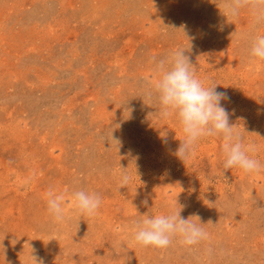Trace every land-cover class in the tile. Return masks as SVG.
Wrapping results in <instances>:
<instances>
[{
  "label": "rangeland",
  "instance_id": "rangeland-1",
  "mask_svg": "<svg viewBox=\"0 0 264 264\" xmlns=\"http://www.w3.org/2000/svg\"><path fill=\"white\" fill-rule=\"evenodd\" d=\"M215 3L0 0V236L7 261L25 264L30 243L44 264H264V172L233 168L222 176V140L214 137L199 141L183 164L173 155L182 138L177 120L157 121L148 116L158 110L155 100L144 102L154 79L150 58L187 49L179 31L186 25L195 37L186 55L197 77L227 93L230 123H241L244 132L237 131L258 146L264 164V63H250L248 40L232 35L248 32V13L229 22ZM172 26L176 31L163 28ZM125 107L134 109L132 119ZM111 131L122 140L118 151ZM118 164L132 177L119 191ZM77 186L102 196L98 214L78 218L68 201L65 223L54 224L45 192ZM203 196L215 203L205 206ZM176 197L185 205L181 216L198 214L209 238L191 249L176 241L167 249L133 244L136 211L167 213Z\"/></svg>",
  "mask_w": 264,
  "mask_h": 264
},
{
  "label": "clouds",
  "instance_id": "clouds-1",
  "mask_svg": "<svg viewBox=\"0 0 264 264\" xmlns=\"http://www.w3.org/2000/svg\"><path fill=\"white\" fill-rule=\"evenodd\" d=\"M220 15L229 22H237L242 12H247L250 17L248 32L237 34L232 33L237 39L245 37L249 47L246 49V59L250 63H264V0H216L215 3ZM231 24V23H229ZM174 29L172 27H163ZM223 25H221V30ZM176 31V30H173ZM179 31L187 40V49L176 47L162 57L152 56L150 64L154 79L144 94V102L152 103L153 100L158 105V110L149 112L148 116H153L157 121H167L175 118L180 125L182 138L173 155L183 164L193 159L196 155L198 142L203 138L214 137L222 140V169L221 175L233 168L242 170L245 174H260L264 172V164L256 157L258 146L255 143H245L238 128H242L239 123H230V117L234 115V110L229 112L225 106L230 97L225 92L216 91L217 86L205 82L196 75L195 65L189 55H186L192 47L195 37L189 34L186 25H181ZM127 102L123 105H126ZM122 105V106H123ZM132 107H125L126 119H132ZM114 127L118 128L119 125ZM244 132V129H243ZM110 133V140L116 146V151L122 146V140ZM258 137L259 134H251ZM159 136L163 143H168V132L159 131ZM128 156H132L129 150ZM136 160L138 156H133L131 163L137 175ZM119 181L117 191L125 188L131 182L132 177L127 174L126 168L118 164ZM180 192L184 191L183 186L178 181ZM47 204V211L54 224L60 225L66 221L65 206L71 202L73 214L79 217L92 218L98 214L102 206V196L89 191L83 187H71L63 191L49 187L44 194ZM178 197V196H177ZM177 197L167 213L155 216L145 213L140 215L136 211V216L140 219H133L129 225L131 241L133 244L143 248L167 249L174 241L186 248H193L202 241L209 238V233L205 230L201 218L198 214H192L188 218L181 216V211L185 205L178 203ZM205 206L214 204L202 197ZM147 205V201H143ZM133 207V206H132ZM134 208V207H133ZM135 209V208H134ZM207 224H211L208 222ZM53 232L51 237L57 236ZM6 235L0 236V259L3 264H11L6 260L7 248L3 244ZM17 240L11 243L15 245ZM117 251L122 250V245H115ZM28 254L25 264H44V259L40 257L37 250L27 243ZM21 262V261H20Z\"/></svg>",
  "mask_w": 264,
  "mask_h": 264
}]
</instances>
